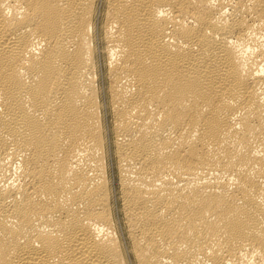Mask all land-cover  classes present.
Listing matches in <instances>:
<instances>
[{"label":"bare ground","instance_id":"6f19581e","mask_svg":"<svg viewBox=\"0 0 264 264\" xmlns=\"http://www.w3.org/2000/svg\"><path fill=\"white\" fill-rule=\"evenodd\" d=\"M0 264H264V0H0Z\"/></svg>","mask_w":264,"mask_h":264}]
</instances>
